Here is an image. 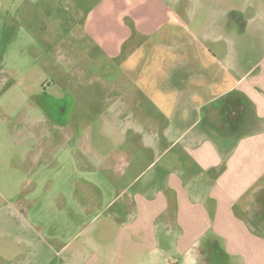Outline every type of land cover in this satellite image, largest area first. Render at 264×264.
<instances>
[{
	"label": "crops",
	"instance_id": "0c3cea01",
	"mask_svg": "<svg viewBox=\"0 0 264 264\" xmlns=\"http://www.w3.org/2000/svg\"><path fill=\"white\" fill-rule=\"evenodd\" d=\"M16 32L44 58L72 52L73 82L103 81L108 104L102 153L91 142L62 144L66 185L56 189L42 177L41 186L3 192L0 211L9 225L22 222L18 240L28 245L13 258L236 264V241L218 228L255 221L250 205L238 214L222 195L248 188L235 189L229 164L248 140L239 137L258 121L252 98L264 101V53L251 58L264 52V0H0V36ZM8 50L0 46V130L9 132L0 146L28 162L16 171L21 179H37L48 172L49 114L32 98L73 102L76 95L49 91L27 71H5ZM97 50L105 52L103 74L90 65ZM256 174L264 175V164Z\"/></svg>",
	"mask_w": 264,
	"mask_h": 264
},
{
	"label": "rangeland",
	"instance_id": "374dc122",
	"mask_svg": "<svg viewBox=\"0 0 264 264\" xmlns=\"http://www.w3.org/2000/svg\"><path fill=\"white\" fill-rule=\"evenodd\" d=\"M149 5L150 4H145V11L148 9ZM259 12L260 11H257V13ZM250 13L254 14L255 10L250 8L247 14L251 16ZM15 31H17V29H15ZM29 41L30 38L28 36L19 34L18 32L12 36H0V46L2 49L5 48V50H7L10 48V50L7 51V66L3 69L5 71H9L10 69L12 71L15 70L18 74L27 71L29 75L43 77L45 87H47L49 91L64 92L74 89L76 96L73 102L71 98H67L66 100H60L61 102L58 103L55 99L52 100L50 97L45 99L42 98L41 95L32 98L33 101H38V99L45 101V104L48 106V139L50 140L46 154V158L49 160L48 172L43 174V176L41 175V170H39L37 179H21V174L16 171H22L28 162L21 161L19 154H8L7 152L11 151L12 148L9 150L8 147L0 146V205H4L8 202L3 192L15 187L28 188L41 186L42 177H44L42 181L47 177L46 180L49 186L53 188L57 189L66 185L67 179L64 177L69 171L66 169L67 166H65V164H60L59 161L57 162L63 143H65V148L67 149L66 143L75 142L76 140L82 144L91 142L94 145L91 149H95L96 153H102L107 145V139L103 130L108 104L105 98L104 82L97 79L93 82L74 83L71 71L72 62L71 60H66L71 58L66 56H72V52H64V54L59 55L56 51H50L44 58L42 56L43 52L30 49L35 46L30 44ZM85 41L82 40L81 43L78 42V46H83ZM0 53L2 54L3 51H0ZM263 53L262 50H256L252 52L251 58L254 61L260 60ZM92 54L91 52L90 55L93 56ZM94 54H96L98 59L96 62H91L90 65H95L96 74H103V71L106 69L104 66L105 61L103 60L105 52L97 50ZM64 58L66 64L62 62L60 64V62L56 61L59 59V61H63ZM41 59L49 62L48 67L42 65L40 62L42 61ZM8 64L11 66H8ZM88 75H90V73ZM88 75L86 73V80ZM64 93L63 97H69V94L72 95V93ZM252 99L258 109V121L254 126L250 127L244 135L239 137L240 139L248 140L244 141L242 145L239 146L238 155L233 158L234 162L229 164V168H231L230 171L232 170L234 173L235 189L239 190V186L243 188L246 183H248V188L243 195L223 194L222 203L225 206L234 207L235 211L241 215H243L244 207L250 205L253 209L252 215L255 221L249 222L241 218L242 222L235 223L234 226L218 228L224 235L236 241V243L233 244L236 252L235 256L237 258L236 264H264V175L260 178L259 176L256 177L257 174L254 175V173H259L264 164V146H253L255 141L259 145L264 144V101L262 97L259 96ZM72 104L74 106H72ZM56 105L59 106V111H62L61 113H57ZM0 106L2 105L0 104ZM66 108H70L71 113L67 112L64 114L63 109ZM67 120L70 121V127L56 124V121L63 122ZM8 136L9 132L7 130H0V142H6V140L9 139ZM233 138L236 140L238 137ZM250 155L254 157L249 159L248 156ZM44 162L46 163V160H44ZM40 166L41 165H38L37 168L40 169ZM225 166H227V163ZM80 173L81 176H87L83 168ZM76 174L80 175L79 173ZM85 186V183L82 182V187ZM259 206L261 210L258 208ZM3 215L4 211H0V264H19V260L14 259L13 255L20 253L25 249V246H28L27 244L25 245L24 242L18 240V237L23 234L21 231L24 230V226L21 221H19L20 224L18 226H16L14 222L9 225L5 220L7 218ZM32 250L39 251L40 248H33ZM39 262V260L34 261L33 264H40Z\"/></svg>",
	"mask_w": 264,
	"mask_h": 264
},
{
	"label": "flooded vegetation",
	"instance_id": "af4514ba",
	"mask_svg": "<svg viewBox=\"0 0 264 264\" xmlns=\"http://www.w3.org/2000/svg\"><path fill=\"white\" fill-rule=\"evenodd\" d=\"M52 100H53V99H52ZM55 100H56V99H55ZM56 102L58 103V101H57V100H56ZM58 105H59V104H58ZM46 106H47V104H46ZM56 107H57V110H56V111H57V113H58V112H59V113H61L62 111H59V110H60L59 106H57V105H56ZM47 108H48V106H47Z\"/></svg>",
	"mask_w": 264,
	"mask_h": 264
}]
</instances>
